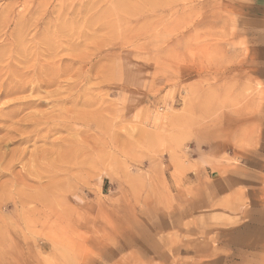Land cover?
<instances>
[{
	"label": "rangeland",
	"instance_id": "obj_1",
	"mask_svg": "<svg viewBox=\"0 0 264 264\" xmlns=\"http://www.w3.org/2000/svg\"><path fill=\"white\" fill-rule=\"evenodd\" d=\"M10 80L0 264H264V0H0Z\"/></svg>",
	"mask_w": 264,
	"mask_h": 264
},
{
	"label": "bare ground",
	"instance_id": "obj_2",
	"mask_svg": "<svg viewBox=\"0 0 264 264\" xmlns=\"http://www.w3.org/2000/svg\"><path fill=\"white\" fill-rule=\"evenodd\" d=\"M41 64V63H40ZM28 67V66H27ZM41 71V70H40ZM35 73H34V75H36V72L37 71H34ZM60 74V73H59ZM34 75H32V76H34ZM24 77L25 76H27L26 74H24L23 75ZM28 80V79H27ZM32 81V80H31ZM34 81V80H33ZM20 82H21V80H20ZM45 86L48 84V83H43ZM47 86H49V85H47ZM52 86V85H51ZM50 86V87H51ZM53 86H54V82H53ZM38 87V86H37ZM30 88V86H28V84L26 83V82H24V83H20L19 84V82H13L12 80H10V81H5V82H3V83H1L0 84V98L3 96V95H13V94H22V93H26L27 92V89H29ZM32 90H33V88H32ZM29 91V90H28ZM30 92V91H29ZM34 92V91H33ZM32 92V93H33ZM28 93V92H27ZM48 93V92H47ZM46 93V94H47ZM58 93V92H57ZM59 94V93H58ZM53 95V94H52ZM49 96V95H48ZM62 96V95H61ZM5 97V96H4ZM31 100V99H30ZM10 106V109L9 110H6V109H0V118H4V116H6V115H8V113H9V118L8 119H12L13 117H18L20 114H22L24 111H28V110H31V109H34L35 110V108H39V106H38V104L37 103H35V100H34V102L33 101H27V100H25V99H17V100H14L13 102H12V104L11 105H9ZM33 110V111H34ZM35 112V111H34ZM55 112V111H54ZM36 113V112H35ZM40 113V112H39ZM50 114V113H49ZM35 115V114H34ZM47 115V114H46ZM84 115V114H83ZM42 116H44V115H42ZM72 116H73V114H72ZM7 117V116H6ZM36 117V118H35ZM45 117V116H44ZM82 117H84V116H82ZM50 119H53V117H50V118H47V116L45 117V120H50ZM4 120V119H3ZM40 115H38V116H33V115H30L29 117H28V115H26L22 120H20L19 122L22 124L21 126H22V128H23V126H27L26 128H24L25 130H28V127H34V128H36L37 126H39L42 122H47V121H45ZM51 121V120H50ZM52 121H54V120H52ZM8 123V122H7ZM47 123H49V122H47ZM46 123V125H48ZM56 123V122H55ZM45 125V124H44ZM50 125H51V123H50ZM42 126V125H41ZM44 127V126H43ZM11 133V132H10ZM28 133H30V132H23V131H19L18 132V134L20 135V137H23L24 139L23 140H25V137H24V135L25 134H28ZM39 133V132H38ZM37 133V134H38ZM34 134V133H33ZM37 136V135H36ZM39 136V135H38ZM6 137V136H5ZM9 138V137H8ZM5 139H7V137L5 138ZM30 139V138H29ZM29 139H27V141L29 140ZM22 140V142H24ZM3 141V145H4V143H5V141L6 140H2ZM2 141H0V142H2ZM32 141V140H31ZM74 141V140H73ZM79 142V141H78ZM82 143V142H81ZM0 149H1V144H0ZM76 151V150H75ZM21 154V153H20ZM3 159H4V157H3ZM3 163V162H2ZM1 167V166H0ZM165 255V254H164Z\"/></svg>",
	"mask_w": 264,
	"mask_h": 264
}]
</instances>
